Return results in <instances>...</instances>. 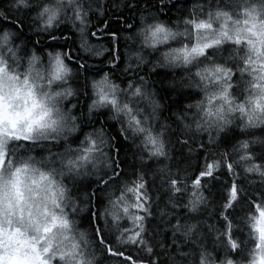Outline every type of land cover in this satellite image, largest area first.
<instances>
[{
	"label": "trees",
	"instance_id": "trees-1",
	"mask_svg": "<svg viewBox=\"0 0 264 264\" xmlns=\"http://www.w3.org/2000/svg\"><path fill=\"white\" fill-rule=\"evenodd\" d=\"M12 1L0 0V32L15 33L9 48L23 65L64 64L75 134L56 144L20 140L9 151L48 154L90 138L107 155L100 173L64 182L89 261L251 264L264 208V113L256 119L229 87L249 71L247 47L228 43L186 59L181 48L198 21L237 22L264 0H75L47 17L54 0H26L18 14ZM235 53L241 62L224 60ZM221 65L234 74L219 75ZM248 79L251 95L250 71ZM226 88L230 100L214 104ZM134 190L145 210L132 239L131 222L116 213L124 216L119 200Z\"/></svg>",
	"mask_w": 264,
	"mask_h": 264
},
{
	"label": "rangeland",
	"instance_id": "rangeland-1",
	"mask_svg": "<svg viewBox=\"0 0 264 264\" xmlns=\"http://www.w3.org/2000/svg\"><path fill=\"white\" fill-rule=\"evenodd\" d=\"M54 2L44 7L43 17L56 7L59 12L73 9L76 1ZM26 3V0H13L8 6L18 14L24 11ZM220 23L217 27L212 22L198 21L193 26L191 43L181 48V56L202 58L211 48L228 43L236 47L245 44L247 70L252 73L254 83L251 95L249 71L242 70L240 83L229 87L234 89L233 98L244 95L248 98L246 109L259 120L264 113V9L253 8L252 13L237 22ZM14 34L10 29L0 32V264H92L87 258L89 250L83 245V234L78 235V228L69 217L75 206L67 204L64 182L75 175L90 177L100 173L107 155L101 142L90 138H85L80 147L47 150L48 154L9 151V146L20 140L56 144L75 134L73 105L69 104L72 92L67 86L64 64L51 57L46 63L33 59L29 66L23 65L18 52L9 48ZM240 55L225 56L224 60L241 62ZM222 66L219 75L234 74L231 68L224 66L230 69L227 71ZM222 92L212 99L214 104L230 100L228 88ZM119 202L125 217L117 212L116 219L131 222L129 236L133 239L145 210L143 196L134 190ZM254 225L258 250L251 264H264V208L258 211Z\"/></svg>",
	"mask_w": 264,
	"mask_h": 264
}]
</instances>
